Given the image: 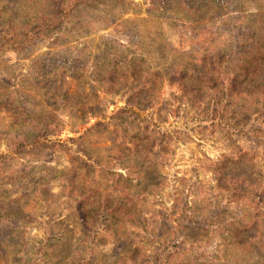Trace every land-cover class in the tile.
I'll list each match as a JSON object with an SVG mask.
<instances>
[{
	"label": "rangeland",
	"instance_id": "rangeland-1",
	"mask_svg": "<svg viewBox=\"0 0 264 264\" xmlns=\"http://www.w3.org/2000/svg\"><path fill=\"white\" fill-rule=\"evenodd\" d=\"M51 1L0 7L29 28L50 14ZM62 27L67 46H57V32L19 54L0 52V153L17 106L34 113L28 120L56 124L63 142L0 172V264H264V112L238 110L228 130H187L197 116L164 75L184 70L197 82L236 83L251 93L233 100L262 104L264 0H96ZM115 49L133 52L161 86L145 110L156 118L167 105L160 135L110 121L124 103L102 91L100 116L76 122V102L93 85L76 70L101 71L102 52Z\"/></svg>",
	"mask_w": 264,
	"mask_h": 264
},
{
	"label": "trees",
	"instance_id": "trees-1",
	"mask_svg": "<svg viewBox=\"0 0 264 264\" xmlns=\"http://www.w3.org/2000/svg\"><path fill=\"white\" fill-rule=\"evenodd\" d=\"M91 1L96 0H52L48 5L50 14L46 13L47 16L36 20L29 28L20 24L18 20H14L15 14H12L10 9L7 10L6 6H1L0 52L12 51L19 54L26 49V46L33 42V38L51 36L57 32L59 34L55 39L57 46H67L70 43V36L62 32L64 21L76 8L86 5ZM155 7L163 12L166 11L164 7L159 5ZM15 8L18 9L17 6ZM7 11L9 14L5 15L8 18H5L2 14ZM102 55L104 60L101 71H98L94 64L90 70V76L86 71L81 69L76 70L79 81L83 80V83H85L88 79L93 84H88L90 91L88 95L76 102V106L82 111L81 116L75 117L76 122H79L83 126L90 117L100 116L99 113L103 112L102 107L105 102L97 93L102 91L106 96H119L124 103L117 110L115 117L110 118V121L129 125V127H133L137 131V134L156 131L160 135V131H157L160 127L158 125L167 121V105H162L160 110H157L158 116L156 118H153L152 112L149 113L151 117L145 116V110L153 108L156 105V102H153L152 99H157L158 92L161 89L160 85L155 86L156 82L153 74H149L144 69L139 68V61H137L139 58L133 52L127 51L124 54L122 51L115 49L113 54L102 52ZM241 72L243 73L241 76H247L245 68H242ZM164 75H168L170 80L172 79L176 82L178 90L182 95L188 97L187 104L192 108L194 115L197 116L193 120L185 122L184 127L187 130H192L194 129L193 127L199 129L200 126L203 129L221 128L228 130L231 128V121L236 120L238 110L244 114L250 112L252 114H263L264 112V102L259 104L260 102L257 100H252L251 102L243 103L242 98L232 99L235 95H250L251 93V91L245 88L241 89L236 83L212 85L205 81L197 82L198 75L187 76L184 70H172L165 72ZM59 87L57 86L56 88ZM88 97H92L90 102L86 101ZM10 103V107L15 106V103ZM31 106L33 107V105ZM15 112L14 122L9 126L10 133L8 134L9 138L6 140V152L0 153V172L6 164L15 162L21 155L23 156L36 150L47 149L51 145L63 143L60 139L54 138L58 131L56 124H51L47 119L39 117L28 120L27 116H31L34 113L28 115L25 113L28 111L21 109L20 106H17ZM103 117L101 115L102 119ZM199 117L200 120H198ZM203 123L205 124L204 126H202ZM100 124V122H97L92 127H97ZM235 125L239 126L238 123ZM245 125H242L243 128ZM190 126L193 127L190 128ZM145 140L146 138L141 142ZM67 141H72V138L65 140V142ZM231 163L236 164L237 162L232 160ZM49 249L51 247L41 249L40 261L49 257L46 254V251ZM70 257L71 252H69L67 260H70Z\"/></svg>",
	"mask_w": 264,
	"mask_h": 264
}]
</instances>
